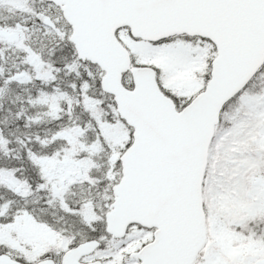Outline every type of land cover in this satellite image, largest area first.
Listing matches in <instances>:
<instances>
[{"label": "snow or ice", "instance_id": "1", "mask_svg": "<svg viewBox=\"0 0 264 264\" xmlns=\"http://www.w3.org/2000/svg\"><path fill=\"white\" fill-rule=\"evenodd\" d=\"M0 264H264V0H0Z\"/></svg>", "mask_w": 264, "mask_h": 264}]
</instances>
